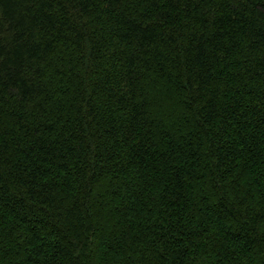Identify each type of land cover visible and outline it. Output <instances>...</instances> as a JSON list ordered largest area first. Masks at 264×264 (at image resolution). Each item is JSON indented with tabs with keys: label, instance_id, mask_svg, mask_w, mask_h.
I'll use <instances>...</instances> for the list:
<instances>
[{
	"label": "trees",
	"instance_id": "16d2710c",
	"mask_svg": "<svg viewBox=\"0 0 264 264\" xmlns=\"http://www.w3.org/2000/svg\"><path fill=\"white\" fill-rule=\"evenodd\" d=\"M0 264H264V0H0Z\"/></svg>",
	"mask_w": 264,
	"mask_h": 264
}]
</instances>
